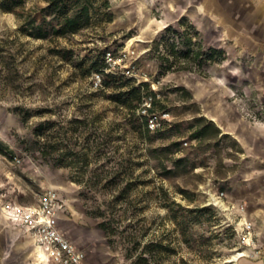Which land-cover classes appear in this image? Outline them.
Here are the masks:
<instances>
[{
    "label": "rangeland",
    "instance_id": "rangeland-1",
    "mask_svg": "<svg viewBox=\"0 0 264 264\" xmlns=\"http://www.w3.org/2000/svg\"><path fill=\"white\" fill-rule=\"evenodd\" d=\"M45 5L0 7V217L4 204L34 205L53 189L61 226L91 264H231L241 219L264 203V174L250 173L245 149L216 121L264 122L242 78L254 61L248 40L264 38L252 26L264 0H108L77 33L35 38L27 22H40ZM182 21L225 59L204 73L160 74L152 42ZM107 74L118 88L103 84ZM126 77L155 91L156 128L142 105L111 99ZM200 116L215 138L212 128L195 137Z\"/></svg>",
    "mask_w": 264,
    "mask_h": 264
},
{
    "label": "trees",
    "instance_id": "trees-1",
    "mask_svg": "<svg viewBox=\"0 0 264 264\" xmlns=\"http://www.w3.org/2000/svg\"><path fill=\"white\" fill-rule=\"evenodd\" d=\"M25 0H0L3 10L11 11ZM46 5L40 10L43 17L40 22L31 17L27 22V32L35 38H45L50 33L58 36L74 34L90 24L92 16L101 7L108 6V0H43ZM150 52L159 61L160 74L172 71H196L204 73L211 65L219 64L225 59L221 48L205 44L199 32L184 21L177 26L167 25L160 36L152 42ZM104 64L95 61L92 68H103ZM103 80L105 86L118 88L116 75L107 74ZM122 84V82H120ZM124 89L111 95V99L128 109H138L144 99L150 98L148 113H153L156 107V93L146 81L136 82L133 77H126ZM146 122V117H141ZM196 138H204L208 128H212L214 138L220 133L211 121L204 117H195ZM181 161V160H180ZM178 161H175L177 163ZM99 226L108 234L104 222Z\"/></svg>",
    "mask_w": 264,
    "mask_h": 264
},
{
    "label": "crops",
    "instance_id": "crops-1",
    "mask_svg": "<svg viewBox=\"0 0 264 264\" xmlns=\"http://www.w3.org/2000/svg\"><path fill=\"white\" fill-rule=\"evenodd\" d=\"M253 14L252 26L255 34L258 32L259 35H264L261 34V32L264 33V6H255ZM248 42L253 47H250L249 53L254 56V61L246 68L242 78L248 82L245 88L249 92L255 93L261 104L264 105V38L254 37ZM216 122L223 131L232 133L245 149L252 162L250 173L256 178L260 174H264V122L251 124L240 117L231 125L227 124V120L225 122L224 119L219 120L218 118ZM230 126L233 127L229 128ZM260 204H256L258 209L254 210L252 214L255 217H245L240 222L241 224L246 220L252 223V235L256 247L259 248V254L250 258H240L238 264H264V203ZM60 216L61 213L58 217L61 231L73 244L79 247L73 241V235L61 226L62 217ZM36 246L29 235L18 225L8 221L5 217H0V264H52L47 257L46 262L40 260ZM85 261L87 264H91L86 258Z\"/></svg>",
    "mask_w": 264,
    "mask_h": 264
},
{
    "label": "built area",
    "instance_id": "built-area-1",
    "mask_svg": "<svg viewBox=\"0 0 264 264\" xmlns=\"http://www.w3.org/2000/svg\"><path fill=\"white\" fill-rule=\"evenodd\" d=\"M107 56L109 57L110 53ZM96 77L99 80V76L96 75ZM141 105L143 114L148 116V127L156 128L158 116L149 115L147 111L150 98L144 99ZM14 159L18 161L17 157ZM63 206L64 203L58 193L50 189L43 193L35 205L8 202L1 207V210L8 221L18 225L29 235L33 243L45 253L52 264H87L83 250L73 244L59 227L58 217ZM240 238V247L235 252L237 254V259L234 261L236 264L240 258H250L259 254V248L256 247L252 235L251 222L244 220L241 223ZM230 262L233 264L232 261Z\"/></svg>",
    "mask_w": 264,
    "mask_h": 264
},
{
    "label": "bare ground",
    "instance_id": "bare-ground-1",
    "mask_svg": "<svg viewBox=\"0 0 264 264\" xmlns=\"http://www.w3.org/2000/svg\"><path fill=\"white\" fill-rule=\"evenodd\" d=\"M36 247H37L38 256H39L40 260H41V261L45 260V259H46V255H45V253H44V252H43L38 246H36ZM37 251H36V252H37ZM236 259H237V254L234 253V254L232 255V258L229 259V261H232L233 264H236V262H234ZM45 262H46V260H45Z\"/></svg>",
    "mask_w": 264,
    "mask_h": 264
}]
</instances>
